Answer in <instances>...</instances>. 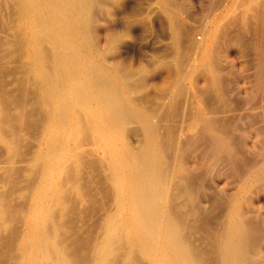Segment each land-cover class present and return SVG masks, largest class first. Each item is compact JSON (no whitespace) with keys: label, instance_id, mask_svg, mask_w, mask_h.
Masks as SVG:
<instances>
[{"label":"bare ground","instance_id":"bare-ground-1","mask_svg":"<svg viewBox=\"0 0 264 264\" xmlns=\"http://www.w3.org/2000/svg\"><path fill=\"white\" fill-rule=\"evenodd\" d=\"M158 2L160 29L181 61L176 70L158 64L166 69L160 88L184 90L185 79L199 90L195 97L213 100L222 92L216 44L239 42L240 30H227L222 23L230 16L216 13L199 50L187 23L172 14L176 1ZM105 3L0 0V264H264V198L252 197L264 187V128L255 131L250 143L258 155L249 158L246 139L231 136L236 119L214 114L215 103L176 120L170 86L167 111L137 106L132 94L142 90L146 72L104 62L119 36L107 28L100 41L102 14L110 13ZM239 5L235 19L254 21L264 37V0L229 4ZM145 14L133 7L123 33L148 24ZM252 45L264 68V44ZM186 136L199 142L208 165L221 158L233 167L213 185H233L217 229L197 196L201 182L188 163ZM248 205L257 207L261 229L246 217Z\"/></svg>","mask_w":264,"mask_h":264},{"label":"rangeland","instance_id":"rangeland-1","mask_svg":"<svg viewBox=\"0 0 264 264\" xmlns=\"http://www.w3.org/2000/svg\"><path fill=\"white\" fill-rule=\"evenodd\" d=\"M174 1H176V5H177V6H175L174 9L175 10L177 9V10L173 11L176 13L172 12V14H174V16H176V18H178V20L179 19L182 20V21L179 20L181 23L182 22L187 23V26L189 28H193V31H192V29H190V31H189V28L187 30H188L189 34H191V32H192L191 35L192 36L194 35L193 37H195V36L197 37V38L195 37L196 39L194 41L196 43V46L197 47L199 46L198 47L199 50L208 44V39H209V35H208L209 31L208 30L211 27L210 24L212 23L213 16L216 15V13L218 14V13L223 12L222 14H225L226 16H230V18H232V16H234L233 19H235L237 17L236 19L239 20L238 19L240 17L239 14H241L243 12V6L242 5L238 6L240 11H238V7H235V8L232 7L231 8V6H229L231 0H220L221 3H220V1L217 0V2L219 4L216 3V5H218L219 7H217V6L215 7V5L213 4V2H215L216 0L215 1H213V0H174ZM178 1H179V3H178ZM157 2H158V0H117L115 2L114 1L111 2V0H106L105 4H106V7L109 9L110 13L105 12L102 14V16H103L102 21L103 22L98 27V34L100 33L99 34L100 35V41H102L101 38H102L103 31L106 30L107 28L116 30L118 32L119 36H118V39L116 41V45L109 44L107 49L104 50V52H105L104 62L107 65L113 64V63H119V64H121V66L123 68H126L127 70H145L146 78L144 80L142 90L134 91L133 94L131 93L134 100L136 102L140 103V105H139L138 103L135 102L136 105L140 106L142 108L146 107L145 109L151 110V109H153V107H156V105H157V106H159L158 109L162 107V111H164L166 108L168 109V106L165 105L168 103V97L166 94L170 95L171 92H174L175 94L178 93V96H180V97H176L177 95L175 97H173L174 93H172L173 94L172 100L175 101L176 98L178 99V102H177L178 106H177V111H176L177 113L175 112L176 114L174 113V115H173V117H175V119L178 120V119H183L184 116L187 117V115H190L195 110L198 111L199 108H200L199 111H204V112H206L207 110L209 111V109L210 110L212 109L210 107L211 103H213V104L215 103L216 109H217V107H219V108L217 109V112L216 111L214 112V114H216V115L219 114L220 116H223L225 118L230 117V118L236 119V121L234 123L233 130L231 131V136L232 137H239V136L244 137L246 139L247 144H248V148H246L244 150L246 156L248 155L249 158L255 157L256 154L258 153V151L254 150L255 148L252 147L250 142H252V140H253V135H254L255 131L258 129L264 128V123L261 121V115H260L264 111L263 110L264 109L263 108V106H264V101H263L264 100V95H263L264 94V86H263L264 85V78L261 77V80L263 79L262 82H261V80L258 79V78H260L259 77L260 75L257 78V75L260 73H257L256 70L260 69L259 71H261L262 65L259 66L260 65V63L258 62L259 59L255 60L257 58L254 56L258 57V54L256 53L257 50H254L255 48H252V46L253 47L255 46V45H252L255 42H256V44H258V43L264 44V41H263L264 39L262 40V38H264V37H262L260 34L258 35V33H260V31L258 33L254 31V28H256L255 26H257L258 24L256 25V23L255 24L253 23L254 21L249 20L250 22L249 21L246 22V23H248L247 24L248 26H246V24H241L240 21L238 22L236 19L232 20L230 18H229L230 20L229 19L228 20L231 23H229L227 19H226L227 21L226 20L223 21L222 24H224L226 26L225 27L226 29L228 28L227 30H230V32L236 31L235 33H238L240 30V34H242V35H241V39L239 40V42H236V43L230 42L229 43V42H227V40H224L221 42H217V44H216V46L217 45L221 46V47L220 46L217 47L218 51H220L219 53L217 52V55H218L217 63L220 64L219 72L222 75V76L220 75L221 80H222V86H221L222 92L221 93L220 92L219 93L213 92V94H215V95L212 94L214 96V99L208 101L210 103V105H209L208 102H205V100L201 99L202 96L200 97V95H201L200 92H198V93H200L199 97H198V93H197L196 97L194 96V95H196L195 93H196L197 89H195V88H197V87H195V85H193V87H194V89H193L192 84L190 86V84H188L189 82L185 79L182 81L183 84L180 82L182 86H180V83L178 84L180 87L184 86L183 89L185 91L182 90L181 88H180L181 90H179V87H177V89H176L175 83H173V84L171 83L172 85H168L165 88H160L159 83H160L162 77L165 75L166 69L158 67V64L160 62H164V63L169 64L170 70H176L178 64L180 65L181 61H179V59L177 58V56H176L177 53L175 54V51H174L173 47L171 46L172 43L170 44L171 41H170L169 35L166 34V33H168V31L167 30H166L167 32L163 31L165 33L164 34L160 29V22H161L160 16H163V14L161 15L162 11H160V7L158 8V6H160V5H159V2L157 5ZM133 7H138V9H140L142 14L146 13L145 14L146 20H147V22L149 21V23L146 25H143V26H133V27L131 26V32L129 34H124L123 33L124 29H126V27L129 25L128 24V22L130 21L129 17H132L131 14H132ZM225 8H227V9H225ZM141 9H143V10H141ZM174 9H172V10H174ZM220 10H221V12H220ZM159 11H160V13H159ZM227 11H228V13H227ZM232 11L233 12L236 11V12L233 13ZM230 12L233 13V15ZM228 14H231V15H228ZM234 14H236V15H234ZM205 24H207L206 25L207 27L205 26ZM228 24H231V25H229L230 27H228ZM203 25L205 27H203ZM224 25H222V26H224ZM184 26L187 27L186 24ZM242 26H244V27H242ZM203 28H204L205 32L203 31ZM242 28H243V30H242ZM246 28H248V29H246ZM258 28L260 29V25L257 26V30H258ZM160 32H161V34H160ZM137 33H140L139 37H136ZM96 35H97V33H96ZM164 35H167V36H164ZM200 36H202V37H200ZM204 36H206L207 38ZM198 37H200V38L198 39ZM203 37H204V39H203ZM257 39H258V41H257ZM197 40H198V42H197ZM99 43L101 45V42H99ZM101 47H102L101 49H103L102 45H101ZM189 50L191 51V53ZM189 50H188L189 51L188 54H190V56L192 57V55H194V53L192 52L191 49H189ZM188 54H185L186 57L188 56ZM188 58H187V60L189 61ZM204 63H206V69H208L209 65H210L209 60H205ZM256 64L258 67L256 66ZM262 68H263V66H262ZM263 71H261L262 74H264ZM256 73H257V75H256ZM261 76H264V75H261ZM261 83L263 85H260ZM174 84H175V87L173 86ZM259 85L263 86V87H260ZM170 86H172V88H171L172 91L170 89ZM187 88L190 92L192 90V92H191L192 94L189 93ZM189 88H191V89H189ZM259 88H263L262 89L263 92ZM174 90H177L178 92L174 91ZM166 91H167V93H166ZM181 91H184V93H182L183 95L181 94ZM197 91H199V90H197ZM260 91L262 92V94ZM192 96L195 99L191 98ZM165 99H167L166 100L167 102L165 101ZM192 99H193V101H192ZM201 100H203V101H201ZM164 101H165V103H164ZM161 104H164L165 106L164 105L161 106ZM256 104L258 105V107L256 106ZM203 106H204V108H203ZM256 107L258 110L255 109ZM220 108L222 110H219ZM218 110L221 112L219 113ZM165 111H167V110H165ZM188 139H189V141H188ZM137 140H138V138L134 137L133 143L136 144ZM183 140H186L187 143L190 144V146L186 148V150H187L186 154L187 155L189 154L192 157L198 158L200 161L202 160L200 163V161L198 159H195V158L193 159V158L189 157V155H188L189 165L192 168H194V170L196 171V174H198L197 179L201 180V181L198 180L199 184H200V182H201V184L197 188V196H198L202 206L206 209V211H207L206 214L208 215L209 212L211 213V214H209L211 216H207V218L212 221L213 226L217 229L219 226V221H220L219 219L222 218V216L224 214V210L226 208L223 205H226V202H227L226 197H228V195H229L228 192L231 191L233 185L231 184V185L226 186L224 188L226 191L223 188H221V189L217 188L219 190V192H218V190L214 189V186L221 185V182L223 181L224 177L226 178V175L229 174V171H231L233 169V167L231 164L223 161L221 158H220L221 160L218 158L216 161L213 162V164L208 165L207 164L208 160L206 159V156H208V154L204 153V156H203L204 149H201L202 146H200L199 142H197V143L194 142V138L192 139L193 140L192 141L191 138L188 136L183 137ZM247 140H249V141H247ZM197 145H199V146H197ZM251 151H253V152H251ZM205 181H207V182H205ZM212 189H213V192H216L215 194H216V196H219V198L215 196L216 198L213 199L210 195H208L207 191L208 190L210 191ZM202 195H204V196H202ZM253 196L257 197V198H262V197L264 198V187L259 188V192H253L252 197ZM17 199H16V202L18 203V201L21 199L20 198H17ZM220 199H221V201H220ZM222 199L225 202L224 204H223ZM22 201H19V203ZM260 211L264 212V204L260 207ZM212 213H214V214H212ZM246 217H248V220H251V222H254L253 224L254 225L256 224L255 226H257L258 228L260 227V229H261L262 221H261V218L259 217V214H257V207L256 206L255 207L252 205L246 206ZM255 219H256V222H255ZM258 222L261 224H258Z\"/></svg>","mask_w":264,"mask_h":264}]
</instances>
